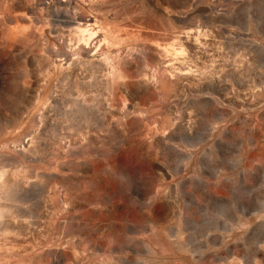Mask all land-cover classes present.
I'll list each match as a JSON object with an SVG mask.
<instances>
[{
    "label": "rangeland",
    "instance_id": "obj_1",
    "mask_svg": "<svg viewBox=\"0 0 264 264\" xmlns=\"http://www.w3.org/2000/svg\"><path fill=\"white\" fill-rule=\"evenodd\" d=\"M0 264H264V0H0Z\"/></svg>",
    "mask_w": 264,
    "mask_h": 264
}]
</instances>
